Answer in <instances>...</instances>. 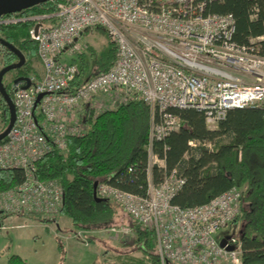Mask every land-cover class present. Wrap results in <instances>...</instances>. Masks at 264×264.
Here are the masks:
<instances>
[{
	"label": "built area",
	"instance_id": "obj_1",
	"mask_svg": "<svg viewBox=\"0 0 264 264\" xmlns=\"http://www.w3.org/2000/svg\"><path fill=\"white\" fill-rule=\"evenodd\" d=\"M51 1L55 10L48 15L0 16V25L33 22L29 37L41 68L39 77H26L28 87L25 78L11 84L15 120L0 140V170L21 169L24 180L0 190V221L18 215L55 222L63 189L57 180L37 176V162L53 150L67 152L68 138L87 129L79 111L87 117L99 97L113 107L139 98L150 109L145 193L101 180L96 196L115 201L133 222L152 232L160 264H241V231H221L236 222L243 190L233 186L205 204L180 207L172 198L184 177L174 168L155 183L150 166L164 167L153 143L179 129L170 108L203 112L208 128H215L231 109L258 107L264 117V56L254 40L251 45L235 43L234 17L206 12L210 0ZM91 27L108 33L115 60L109 69L76 84L80 63L68 57V50Z\"/></svg>",
	"mask_w": 264,
	"mask_h": 264
},
{
	"label": "trees",
	"instance_id": "obj_2",
	"mask_svg": "<svg viewBox=\"0 0 264 264\" xmlns=\"http://www.w3.org/2000/svg\"><path fill=\"white\" fill-rule=\"evenodd\" d=\"M54 10L53 2L48 0L19 14L31 17L48 15ZM206 12L232 14L233 41L239 45H251L254 40L252 45L258 54L264 56V0H210ZM32 25L31 20L0 25V36L25 56L36 57L40 65L36 43L29 37ZM0 49V68L17 61L14 53L6 47L0 45ZM77 57L80 75L75 83L79 84L90 74L109 69L115 60V48H110L99 67L92 72L87 71L82 53ZM14 71L16 74L5 85L11 97L12 82L35 72L27 59ZM0 101L7 125L8 109L1 95ZM169 112L178 116L180 126L164 140L153 143V153L164 161L163 168L157 164L150 166L153 182L161 181L175 168L185 179L182 188L172 198V203L180 207L205 204L233 186H245L240 213L235 219L236 222L242 220L241 264H264L263 111L258 107L231 109L214 129L206 126L201 111L170 108ZM92 113L89 110L83 120L86 132L68 138L66 153L53 150L36 164L40 179H55L62 186L63 203L59 214L67 216L74 227L85 231L111 228L114 219L110 201L94 199V181H107L120 189L144 194L149 167L150 109L142 99L131 98L95 115ZM190 141L195 145L190 146ZM23 180L21 169L0 170V190L12 188ZM131 229L135 233L133 244H137L140 255L123 253L119 255V262L105 264H160L152 232L135 222H132ZM59 247L61 249L62 245ZM7 264L31 263L13 254L8 257Z\"/></svg>",
	"mask_w": 264,
	"mask_h": 264
},
{
	"label": "rangeland",
	"instance_id": "obj_3",
	"mask_svg": "<svg viewBox=\"0 0 264 264\" xmlns=\"http://www.w3.org/2000/svg\"><path fill=\"white\" fill-rule=\"evenodd\" d=\"M75 45L68 50V57L80 63L77 55L82 53V61L87 65L88 72L96 70L102 58L111 47H114L110 36L101 27L87 28L77 38ZM1 55L0 49V57ZM26 59L35 71L30 74L39 77L41 68L37 58L26 55L25 61ZM14 70L4 74L2 79L4 86L16 74ZM103 98L105 97L101 96L98 102L96 101L92 115L100 112L103 107H113L102 101ZM82 111L83 109L79 111V118L84 119L85 114ZM5 126L0 101V132ZM240 188L244 193L246 187ZM109 201L114 210L112 227L98 230H79L62 214L56 216L58 226L45 220L44 225L35 216L4 215L3 217L17 216V219L20 217L21 220L18 222L13 220L15 221L13 223H9L10 221L4 223V219L0 221V264H7L8 257L13 254L31 264H105L119 262L121 260L119 255L123 253L140 255L136 249L137 244H133L135 239V233L131 229L133 221L119 204L113 200ZM241 228L242 220L230 223L221 231V235H238ZM59 245L65 249H60Z\"/></svg>",
	"mask_w": 264,
	"mask_h": 264
},
{
	"label": "water",
	"instance_id": "obj_4",
	"mask_svg": "<svg viewBox=\"0 0 264 264\" xmlns=\"http://www.w3.org/2000/svg\"><path fill=\"white\" fill-rule=\"evenodd\" d=\"M47 1L48 0H0V16L15 13V12H20L24 9L30 8L38 4L45 3ZM0 45L6 47L8 50L13 52L14 55L17 57V61L15 63L6 65L0 69V95L4 99L5 104L7 105V109H8V123L6 127L0 132V140H2L6 136V134L9 132L15 120V108H14L11 96L6 91V88L3 84L2 79H3L4 74L7 73L8 71L17 69L24 65L25 55L22 53V51H20L14 45L4 40L1 36H0ZM19 79H16V80H19ZM25 80H26L25 87H28L29 81L27 78H25ZM41 96L42 94H39L37 96L36 104L41 98ZM96 184H97V181H94L92 194H93L94 199L101 200L102 198L97 197L95 193ZM220 244L224 245V240H222ZM228 249H232V247H228Z\"/></svg>",
	"mask_w": 264,
	"mask_h": 264
},
{
	"label": "crops",
	"instance_id": "obj_5",
	"mask_svg": "<svg viewBox=\"0 0 264 264\" xmlns=\"http://www.w3.org/2000/svg\"><path fill=\"white\" fill-rule=\"evenodd\" d=\"M2 219H4V223L6 222V221H10L9 223H13V222H15V221H17L18 222V220H21L20 219V217L17 219V216H11V217H2ZM1 219V220H2ZM13 220H15V221H13ZM25 222V221H24ZM42 224H46V223H43V222H41ZM53 223H55V225L56 226H58V221L56 220L55 222H53ZM63 249H65L64 247H63ZM65 252H66V250H65Z\"/></svg>",
	"mask_w": 264,
	"mask_h": 264
},
{
	"label": "bare ground",
	"instance_id": "obj_6",
	"mask_svg": "<svg viewBox=\"0 0 264 264\" xmlns=\"http://www.w3.org/2000/svg\"><path fill=\"white\" fill-rule=\"evenodd\" d=\"M210 129H214V128H210ZM148 143V142H147ZM190 145V144H189ZM209 145V144H208ZM190 146H192V145H190ZM194 146V145H193Z\"/></svg>",
	"mask_w": 264,
	"mask_h": 264
}]
</instances>
